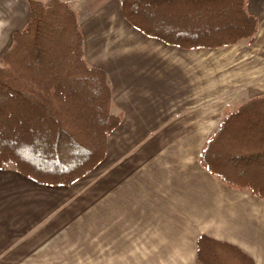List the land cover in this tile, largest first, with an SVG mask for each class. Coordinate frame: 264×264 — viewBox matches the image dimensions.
Listing matches in <instances>:
<instances>
[{"label": "crops", "instance_id": "1", "mask_svg": "<svg viewBox=\"0 0 264 264\" xmlns=\"http://www.w3.org/2000/svg\"><path fill=\"white\" fill-rule=\"evenodd\" d=\"M61 1L75 11L85 62L106 72L122 120L104 160L71 187L0 171V264H195L200 235L264 264V201L198 162L225 110L264 97V10H247L258 20L251 43L184 50L131 27L121 0ZM29 16V0H0V60ZM239 218L253 224L247 235L228 231Z\"/></svg>", "mask_w": 264, "mask_h": 264}, {"label": "trees", "instance_id": "2", "mask_svg": "<svg viewBox=\"0 0 264 264\" xmlns=\"http://www.w3.org/2000/svg\"><path fill=\"white\" fill-rule=\"evenodd\" d=\"M121 14L148 38L184 50L253 42L247 0H121ZM29 20L0 60V171L71 187L105 158L122 117L112 112L107 74L84 59L71 6L29 0ZM198 162L229 189L264 201V97L225 110ZM197 264H255L239 247L200 235Z\"/></svg>", "mask_w": 264, "mask_h": 264}, {"label": "rangeland", "instance_id": "3", "mask_svg": "<svg viewBox=\"0 0 264 264\" xmlns=\"http://www.w3.org/2000/svg\"><path fill=\"white\" fill-rule=\"evenodd\" d=\"M253 7L256 9V11H261L264 10V0H247V10L249 8L253 9ZM106 198L111 199L114 198L112 197V195L107 196ZM234 210H237L236 208H234ZM243 226H253V224L249 223V224H245L243 221L240 220V218L238 220H234L231 227L228 226V231L231 235H242V232H244V234H248L246 233V230H248L247 228L243 227ZM206 228H208L206 225L201 224L199 226V231H204ZM254 228V227H253ZM250 231V230H248ZM262 244V247H264V241L260 242ZM193 263L196 264L195 261H193Z\"/></svg>", "mask_w": 264, "mask_h": 264}]
</instances>
